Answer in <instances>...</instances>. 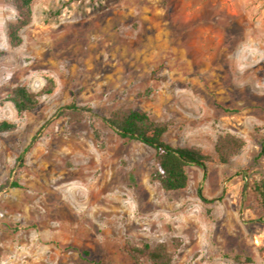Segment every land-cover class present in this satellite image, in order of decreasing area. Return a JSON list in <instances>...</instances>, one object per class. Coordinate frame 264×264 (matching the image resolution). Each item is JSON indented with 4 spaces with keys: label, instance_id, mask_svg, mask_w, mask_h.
Segmentation results:
<instances>
[{
    "label": "rangeland",
    "instance_id": "1",
    "mask_svg": "<svg viewBox=\"0 0 264 264\" xmlns=\"http://www.w3.org/2000/svg\"><path fill=\"white\" fill-rule=\"evenodd\" d=\"M15 16L0 0V264H154L128 253L144 242L171 264H264V0H34L11 46ZM48 79L17 114L11 90ZM120 108L211 160L164 191L152 150L104 123ZM226 133L243 145L221 163Z\"/></svg>",
    "mask_w": 264,
    "mask_h": 264
},
{
    "label": "trees",
    "instance_id": "2",
    "mask_svg": "<svg viewBox=\"0 0 264 264\" xmlns=\"http://www.w3.org/2000/svg\"><path fill=\"white\" fill-rule=\"evenodd\" d=\"M16 16L13 23L7 27V37L11 46L20 43L19 31L31 21V3L34 0H9ZM53 89L52 79L39 93L28 90L25 86L13 88L7 97L17 114L34 109L38 104L40 94H49ZM71 114H78L79 110L74 104L67 107ZM104 123L119 137L134 140L149 147L153 152L154 169L151 178L156 181L164 191H177L185 188L188 181L186 168L190 165L204 167L211 160L210 156L203 154L198 148L174 147L163 140V135L169 129L168 122L153 121L142 110L116 109L103 118ZM13 129V124L0 121V133ZM95 135L96 130H94ZM243 145V141L231 134L218 136L213 150L219 162L224 163L229 156L236 154ZM261 152H264L262 149ZM17 187L16 181L11 183ZM258 195L264 207V180L257 185ZM131 258L138 262L147 258L154 264H171V256L162 242L150 246L144 242L140 245H127Z\"/></svg>",
    "mask_w": 264,
    "mask_h": 264
}]
</instances>
